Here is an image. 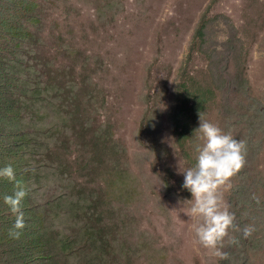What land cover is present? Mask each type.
<instances>
[{
	"label": "rangeland",
	"instance_id": "374dc122",
	"mask_svg": "<svg viewBox=\"0 0 264 264\" xmlns=\"http://www.w3.org/2000/svg\"><path fill=\"white\" fill-rule=\"evenodd\" d=\"M36 3L35 20L23 24L31 38L21 44L40 65L35 75L56 83L50 94L59 89L63 98L76 86L65 99L71 110L66 129L75 137L64 149L70 162L79 155L77 166L91 172L74 170L93 191L80 203L86 208L98 200L94 211L106 215L97 222L95 246L87 249L81 239L78 246L87 248L73 261L264 264V0ZM33 70L21 77L31 81ZM200 117L245 145L243 168L219 193L238 225L225 239L226 260L199 243V218L191 214L180 172L195 167L196 147L204 144L196 130ZM106 133L104 146H93L91 140ZM118 174L126 180L121 198L105 186ZM107 244L112 247L103 253ZM93 252L98 256L82 259Z\"/></svg>",
	"mask_w": 264,
	"mask_h": 264
},
{
	"label": "trees",
	"instance_id": "16d2710c",
	"mask_svg": "<svg viewBox=\"0 0 264 264\" xmlns=\"http://www.w3.org/2000/svg\"><path fill=\"white\" fill-rule=\"evenodd\" d=\"M36 6V0H0V169L10 165L16 177L15 181L0 178V264H77L74 258L87 248L83 244L79 247L77 242L86 240L87 249L94 247L96 228H100L97 222L105 221L106 215L99 208L94 211L93 206H100L98 200L91 199L86 208L80 203L93 191L88 189L87 181L79 182L74 176L76 169L87 173L84 166H77L79 155L70 162L64 149L75 137L66 129L71 110L66 108L65 99L76 86L71 84L63 98L59 89L50 94L56 83L50 85L51 78L35 75L40 65L26 51L29 47L21 44L25 36L31 38V31L23 24L35 20ZM46 66L43 61V69ZM31 68L34 77L26 81L21 74ZM108 136L106 133L91 140L93 146H104L101 142ZM110 145L115 150V145ZM92 160H88L89 169ZM125 182L120 174L111 175L105 186L114 187V196L121 198L126 194ZM20 189L27 193L21 202L26 227L17 230L16 216L4 203V197ZM61 200L68 206L67 211ZM80 207L83 209L77 213ZM86 219L88 224L76 226ZM71 221L75 223L71 232L64 231L61 225ZM15 231L20 232L18 237L11 235ZM102 235L100 231L99 237ZM111 247L107 244L102 252ZM82 255V259L98 256L95 252Z\"/></svg>",
	"mask_w": 264,
	"mask_h": 264
},
{
	"label": "clouds",
	"instance_id": "9594fccd",
	"mask_svg": "<svg viewBox=\"0 0 264 264\" xmlns=\"http://www.w3.org/2000/svg\"><path fill=\"white\" fill-rule=\"evenodd\" d=\"M196 130L202 133L200 139L204 144L196 147L198 156L195 167L180 171L184 175L183 188L191 193V214L199 218L194 226L199 243L211 250L213 255L226 260L228 256L223 251L225 239L229 236V229H238V225L235 224V215L223 204L219 193L222 188L231 187V178L243 168L245 145L243 141L225 134L219 127L201 117ZM0 178L15 181L14 169L10 165L0 169ZM26 195L20 189L13 195L4 197V203L16 216L14 228L17 230L26 227L21 210V202ZM250 234V229L245 227V238ZM11 235L18 237L20 232L15 231ZM229 242L234 244L237 241L231 239Z\"/></svg>",
	"mask_w": 264,
	"mask_h": 264
}]
</instances>
